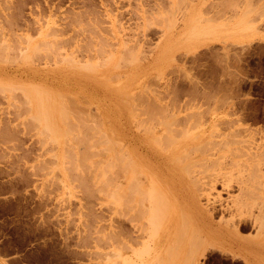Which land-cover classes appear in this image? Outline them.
I'll use <instances>...</instances> for the list:
<instances>
[{
  "label": "rangeland",
  "instance_id": "374dc122",
  "mask_svg": "<svg viewBox=\"0 0 264 264\" xmlns=\"http://www.w3.org/2000/svg\"><path fill=\"white\" fill-rule=\"evenodd\" d=\"M262 147L264 0H0V264H264ZM129 148L162 200L127 188Z\"/></svg>",
  "mask_w": 264,
  "mask_h": 264
},
{
  "label": "bare ground",
  "instance_id": "6f19581e",
  "mask_svg": "<svg viewBox=\"0 0 264 264\" xmlns=\"http://www.w3.org/2000/svg\"><path fill=\"white\" fill-rule=\"evenodd\" d=\"M41 33H42V32H41ZM39 35H40V34H39ZM35 36H36V35H35ZM47 36H48V32H47ZM34 38H35V37H34ZM16 41H17V39H16ZM42 42H43V41H42ZM22 43H23V42H22ZM13 44H14V43H13ZM44 44H45V43H44ZM19 48H20V47H19ZM26 48H27V47H26ZM24 49H25V48H24ZM18 50H19V49H18ZM21 51H22V50H21ZM23 51H24V50H23ZM25 51H26V50H25ZM38 53L40 54V52H38ZM41 53H42V52H41ZM39 54H38V55H39ZM70 54H71V53H70ZM26 55H28V54H26ZM71 55H72V54H71ZM12 56H13V55H12ZM21 56H22V55H21ZM21 56H20V57H21ZM34 56H35V55H34ZM75 56H76V55H75ZM131 57H132V56H131ZM46 58H47V57H46ZM76 58H77V57H76ZM122 58H123V57H122ZM127 58H128V57H127ZM133 59H134V58H133ZM126 60H127V59H126ZM127 61H128V60H127ZM130 61H131V59H130ZM130 61H129V62H130ZM76 63H77V62H76ZM85 63H86V62H85ZM118 63H119V62H118ZM126 63H127V62H126ZM126 63H125V64H126ZM72 64H73V63H72ZM96 64H97V63H96ZM122 64H123V63H122ZM127 64H128V63H127ZM86 65H87V63H86ZM123 65H124V64H123ZM88 67H90V66L88 65ZM113 77H114V76H113ZM31 85H32V84H31ZM16 86H17V85H16ZM18 86H19V85H18ZM33 86H34V85H33ZM24 87H26V86H24ZM24 87H23V88H24ZM31 87H32V86H31ZM38 87H39V88H38ZM38 87H36V85H35V87H33V88H38L39 90L42 89L40 86H38ZM19 88H20V87H19ZM17 89H18V88H17ZM144 90H146V89H144ZM18 91H19V90H18ZM34 91H35V90H34ZM28 92H29V91H28ZM38 92H39V91H38ZM43 92H44V91H43ZM29 94H30V92H29ZM38 94H39V93H38ZM21 95H22V94H21ZM26 95H27V93H26ZM45 95H46V93H45ZM58 95H60V93H59ZM129 96H131V95H129ZM134 96H135V95H134ZM134 96H133V97H134ZM28 97H29V96H28ZM40 97H42V96H39V98H40ZM131 97H132V96H131ZM24 98H25V100H26V97H24ZM24 98H23V99H24ZM46 98H47V97H45V99H46ZM28 99H29V98H28ZM143 99H144V98H143ZM143 99H141V100H143ZM39 100H41V99H39ZM49 100H50V99H49ZM52 100H53V99H52ZM55 100H56V99H55ZM73 100H74V99H73ZM134 100H135V99H134ZM139 100H140V99H139ZM28 101H29V100H28ZM42 101H43V100H42ZM74 101H75V100H74ZM143 101H144V100H143ZM150 101H151V99H150ZM20 102H21V101H20ZM26 102H27V101H25V103H26ZM47 102H48V101H47ZM127 102H128V101H127ZM140 102H142V101H140ZM145 102H146V101H145ZM23 103H24V102H23ZM25 103H24V104H25ZM27 103H28V102H27ZM30 103H31V102H30ZM41 103H42V102H41ZM44 103H45V102H44ZM48 103H49V102H48ZM75 103H76V102H75ZM136 103H137V102H136ZM70 104H71V103H70ZM87 104H89V102H88ZM138 104H139V103H138ZM150 104H151V103H150ZM150 104H149V105H150ZM153 104H154V103H153ZM49 105H50V103H49ZM52 105H53V104H52ZM61 105H62V104H61ZM144 105H145V104H144ZM144 105H143V106H144ZM22 106H24V105L22 104ZM25 106H26V105H25ZM131 106H132V104H131ZM27 107H28V106H27ZM41 107H42V105H41ZM44 107H45V105H44ZM49 107H50V106H49ZM53 107H54V105H53ZM147 107H148V106H147ZM24 108H25V107H24ZM30 108H31V105H30ZM30 108H29V110H30ZM37 108H38V106H37ZM46 108H48V106L45 107V110H47ZM61 108H62V107H61ZM61 108H60V109H61ZM80 108H81V106H80ZM135 108H136V106H135ZM162 108H164V107H162ZM41 109H42V108H41ZM150 109H151V108H150ZM158 109H159V108H158ZM27 110H28V109H27ZM42 110H43V109H42ZM49 110H50V109H49ZM80 110H81V109H80ZM86 110H87V109H86ZM140 110H141V109H140ZM142 110H143V109H142ZM61 111H63V108H62ZM133 111H134V110H133ZM153 111H154V110H153ZM156 111H157V110H156ZM158 111H159V110H158ZM158 111H157V112H158ZM161 111H162V110H161ZM163 111L166 112L167 109H166V111H165V110H163ZM39 112H40V111L38 110V113H39ZM45 112H46V111H45ZM141 112H143V111H141ZM157 112H155V113H157ZM164 112H162V113H164ZM26 113H27V112H26ZM38 113H36V115H37ZM40 113H42V112H40ZM43 113H44V112H43ZM43 113H42V115H43ZM62 113H63V112H62ZM79 113H80V111H79ZM81 113H82V112H81ZM81 113H80V114H81ZM168 113H169V112H168ZM59 114L61 115V113H59ZM83 114H84V113H83ZM83 114H82V115H83ZM141 114H142V113H141ZM141 114H140V115H141ZM143 114H144V113H143ZM172 114H174V113H172ZM172 114H171V116H172ZM33 115H34V114H33ZM36 115H35V116H36ZM64 115H65V114H63L62 116H64ZM156 115H159V114H156ZM35 116H33V117H35ZM40 116H41V115H39V117L37 116V117H35V118H37V120L39 121L38 118H40ZM43 116H46V115H43ZM51 116H52V115H51ZM149 116H150V115H149ZM47 117H48V115H47ZM52 117H53V116H52ZM52 117H50V118L52 119ZM151 117H152V115H151ZM154 117H155V116H154ZM133 118H134V117H133ZM142 118H143V117H142ZM166 118H169V117H166ZM166 118H165V119H166ZM41 119H42V118H41ZM41 119H40V120H41ZM143 119H144V118H143ZM147 119L149 120L150 118H148V116H147ZM147 119H144L142 122H145ZM184 119H186V118H184ZM184 119H183V121H184ZM42 120H43V119H42ZM157 120H158V119H157ZM39 122H40V121H39ZM45 122H46V121H44V124H45V125H43V128L46 126V123H45ZM139 122H141V120H140ZM139 122H138V123H139ZM150 122H151V121H150ZM156 122H157V121H156ZM172 122H173V121L169 122L168 124L166 123V124H167V125H171ZM101 124H102V122H101ZM145 124H147V123L145 122ZM145 124H144V126H145ZM175 124H176V123H175ZM190 124H191V123H190ZM47 125H48V124H47ZM52 125H54V124H52ZM149 125H150V124H149ZM56 126H57V125H56ZM48 127H49V126H46V129H48ZM50 127H51V126H50ZM95 127H96V126H95ZM146 127H147V128H145V132H146L147 130H148V131L151 130V128H150V130H149V127H150V126L147 125ZM51 128H53V126H52ZM49 129H50V128H49ZM183 129H184V128H183ZM56 130H57V129H56ZM46 131H47V130H46ZM48 131H49V130H48ZM50 131H52L53 134H55L54 132H56V131L53 132V130H50ZM151 131H152V130H151ZM168 131H169V132H172V131H175V129H174V130L172 129V131H171V130H168ZM182 131H183V130H182ZM77 132H78V131H77ZM81 132H82V131H81ZM48 133H49V132H48ZM57 133H58V132H57ZM78 133H79V132H78ZM166 133H167V132H166ZM174 133H175V132H174ZM186 133H187V132H186ZM39 135H40V134H39ZM172 135H173V134H172ZM184 135H185L186 137L188 136V134H187V135L184 134ZM93 136H94V135H93ZM130 136H131V135H130ZM163 136H165V134H164ZM179 136H180V135H179ZM195 136H196V135H195ZM84 137H85V135H84ZM172 137H173V136H172ZM45 138H46V137H45ZM55 139H56V138H55ZM86 139H87V138H86ZM53 140H54V139H53ZM78 140H79V139H78ZM88 140H89V139H88ZM162 140H163V139H162ZM52 142H54V141H52ZM107 142H108V141H107ZM127 142H129V141H127ZM173 142H174V140H173ZM205 142H206V140H205ZM205 142H204L205 145H209L208 143L206 144ZM246 142H247V141H246ZM77 143H78V142H77ZM108 143H109V142H108ZM129 143H130V142H129ZM156 143H157V142H156ZM78 144H79V143H78ZM80 144H81V143H80ZM106 144H107V143H106ZM113 144H114V143H113ZM130 144H131V143H130ZM162 144H163V143H162ZM172 144H173V143H172ZM92 145H93V144H92ZM131 145H132V144H131ZM169 145H170V144H169ZM205 145H204V147H205ZM89 146H90V145H89ZM158 146H159V145H158ZM187 146H188V145H187ZM200 146H201V145H200ZM200 146L198 147V149L200 148ZM261 146H262V145H261ZM261 146H259V148H260ZM122 147H123V146H122ZM131 147H132V146H131ZM193 147H194V146H193ZM253 147H254V146H253ZM111 148H112V147H111ZM194 148H197V147H194ZM194 148H193V149H194ZM135 149H136V148H135ZM135 149H131V148H129V149L126 151V152H127V153H126L127 155L124 156V157H126V160H127V161L125 162V163H126L125 166L127 167V183H128V187H127V188H129L130 191H133V192H134V190H132V189H133V188H132V187H133V184L135 183L134 180H137V179H138V182H139V183H138V184H139L138 187H139V189H140V190H139V189H138V190L141 192L140 195H143L144 198H145L146 195L148 196V194H146L148 191L150 192L151 190H155V192H156V191H159V193H160V191H161V195H160V196H162V197H161V200H162V199L164 198V196L162 195L163 190L161 189V187L164 186V185L161 186V185L158 184L160 180H159L158 183H157V181H156V176L154 177V176L152 175L153 179H152V180H148V183H144L145 181H144L143 179L140 178L139 173H142V172H139V171H141V168H140V164H138V162H139L140 160H142V159H140L139 161H137V158H139L140 153H139V151H137V150H135ZM198 149H195V150L198 151ZM200 149H201V148H200ZM202 149H203V148H202ZM239 149L241 150V148H239ZM250 149H252V147H251ZM262 149H264V147H262ZM140 151H141V150H140ZM242 151H245V150L243 149V150H241L240 152H242ZM190 152H191V150H190ZM258 152H259V151H258ZM258 152H257V153H258ZM261 152H262V150L260 151V153H261ZM142 153H143V152H142ZM186 153H188V152H186ZM186 153H185V154H186ZM243 153H244V155H245V154H246V155H249L247 152H246V153L243 152ZM243 153H242V156H243ZM251 153L255 154L253 151L250 152V154H251ZM115 155H116V154H115ZM121 155H122V154H121ZM188 155H189V153H188ZM246 155H245V158H246V160H247L248 157H246ZM258 155H259V154H258ZM261 155H262V154H261ZM72 156H73V155H72ZM75 156H76V155H75ZM83 156H84V155H83ZM140 156H141V155H140ZM143 156H144V155H143ZM185 156H187V155H185ZM255 156H256V154H255ZM255 156H254V157H255ZM259 156H260V155H259ZM263 156H264V155H263ZM79 157H80V156H79ZM79 157H78V158H79ZM85 157H86V156H85ZM115 157H116V156H115ZM117 157H118V160H119L118 162H120L121 158L119 159V156H117ZM120 157L123 158V155L120 156ZM178 157H179V156H178ZM180 157H181V156H180ZM180 157H179V158H180ZM250 157H251V159L253 158L252 155H249V160H250ZM257 157H258V156H257ZM260 157L262 158V156H260ZM260 157H258L257 159L261 160ZM73 158H74V157H73ZM87 158H88V157H87ZM141 158H142V157H141ZM144 158H145V157H144ZM144 158H143V159H144ZM179 158H178V159H179ZM75 159H76V158H75ZM83 159H84V158H83ZM178 159L176 158V161H177ZM181 159H182V157H181ZM185 159H186V157H185ZM257 159H256V160H257ZM72 160H73V159H72ZM116 160H117V158H116ZM202 160H203V158H202ZM252 160H255V158H253ZM67 161H68V160H67ZM122 161H124V159H122ZM144 161H145V160H144ZM144 161H143V162H144ZM179 161H180V160H178V162H179ZM140 162H141V161H140ZM143 162H142V163H143ZM181 162H182V161H181ZM197 162L200 163V161H197ZM250 162H251V161H250ZM254 162H255V163H258V162H256V161H254ZM259 162L261 163V161H259ZM80 163H81V162H80ZM112 163H113V162H112ZM114 163H115V162H114ZM145 163H146V162H144L143 164H145ZM194 163H195V162H193L192 165H193ZM252 163H253V162H251V164H252ZM255 163H253V164L255 165ZM73 164H74V163H73ZM116 164H117V163H115V165H116ZM120 164L122 165V163H120ZM241 164H242V163H241ZM249 164H250V163H249ZM251 164H250V165H251ZM263 164H264V163H263ZM263 164H261V166H262ZM76 165H77V164H76ZM76 165H75V166H76ZM86 165H87V164H86ZM121 165H117V166H115L114 168L120 166V169H123L125 166H124L123 168H121ZM145 165H146V164H145ZM188 165H190V163H189ZM244 165H245V166H243V167H246L247 164H244ZM257 165H258V164H256L255 166L251 165V166H253L254 168H253V167H250L252 170H255V173H252L253 171L251 170V173L254 174V177L257 176V177H256L257 179H256V178L254 179V182H255V183H258L259 181L262 180V179H261V180H258V179H259L258 177H260V176L262 177V175H261L262 173H259V174L257 175L256 172H259V171H260V169H257V171H256V168H257L256 166H257ZM68 166H69V165H68ZM94 166H95V165H94ZM184 166H185V165H184ZM186 166H187V165H186ZM194 166H195V165H194ZM65 167H66V166H65ZM80 167H81V166H80ZM126 167H125V168H126ZM147 167H148V166H147ZM187 167H188V166H187ZM187 167H186V168H187ZM243 167H242V168H243ZM72 168H73V167H72ZM78 168H79V167H78ZM83 168H84V166H83ZM112 168H113V165H112ZM125 168H124V169H125ZM182 168H183V167H182ZM186 168H184V169H186ZM188 168H189V167H188ZM191 168H192V167H191V165H190V169H191ZM242 168H241V169H242ZM247 168H248V167H247ZM258 168H259V167H258ZM70 169H71V165H70ZM116 169H117V168H116ZM118 169H119V168H118ZM124 169H123V170H124ZM135 169H137V171H138L139 173L136 172ZM190 169H189V170H190ZM241 169H240V170H241ZM242 170H243V169H242ZM258 170H259V171H258ZM73 171H74V170H73ZM262 171H263V170H262ZM262 171H261V172H262ZM83 172H84V171H83ZM85 173H86V172H85ZM134 173H138V174H135V175H137V176L139 175V178H140V179H139L137 176H135V177H137V178L135 179V178H134ZM189 173H190V172H189ZM251 173L248 174V175H246V176H250V175H252ZM263 173H264V172H263ZM70 174H71V173H70ZM77 174H78V173H77ZM77 174H76V175H77ZM80 174H81V172H80ZM80 174H79V175H80ZM211 174H212V173H211ZM255 174H256V175H255ZM71 175H72V174H71ZM141 175H145V174L142 173ZM242 175H243V174H242ZM84 176H85V174H84ZM244 176H245V175H244ZM75 177H76V176H75ZM77 177L80 178V176H77ZM112 177H113V176H112ZM143 177H144V176H143ZM145 177H146V176H145ZM149 177H150V176H149ZM149 177H148V178H149ZM261 177H260V178H261ZM263 177H264V176H263ZM107 178H108V177H107ZM150 178H151V177H150ZM242 178H243V176H242ZM242 178H241V179H242ZM82 179H83V177H82ZM85 179H86V178H85ZM145 179H146V178H145ZM157 179H158V178H157ZM160 179H161V178H160ZM73 180H75V179H73ZM96 180H97V179H96ZM198 180H199V179H198ZM242 180H244V179H242ZM245 180H246V179H245ZM251 180H253V179H251ZM255 180H256V181H255ZM257 180H258V182H257ZM196 181H197V180H196ZM246 181H247V180H246ZM246 181H245V184H246ZM249 181H250V179H248L247 182H249ZM87 182H89V181H87ZM133 182H134V183H133ZM199 182H200V181H199ZM243 182H244V181H243ZM78 183H79V182H78ZM81 183H82V182H81ZM193 183H194V182H193ZM196 183H197V182H196ZM196 183H195V184H196ZM250 183H251V182H250ZM252 183H253V181H252ZM252 183H251V184H252ZM260 183H261L260 187H256V185L258 186V184H255V187H256V188L254 187V189H257V190L259 191V190H260L259 188H262V183H263V181L259 182V184H260ZM82 184H83V183H82ZM82 184H81V185H82ZM88 184H89V183H88ZM136 184H137V183H136ZM140 184H141V185H140ZM157 184H158L159 186H158ZM198 184H199V183H198ZM247 184H248V183H247ZM251 184H248V185H250V186L254 185V183H253L252 185H251ZM83 185H84V184H83ZM83 185H82L81 188H83ZM107 185H108V184H107ZM107 185H106V186H107ZM120 185H121V184H120ZM134 185H135V184H134ZM192 185H193V184H192ZM192 185H191V186H192ZM210 185H211V184H210ZM84 186H85V185H84ZM160 186H161V187H160ZM194 186H198V185L196 184V185H194ZM115 187H116V186H115ZM134 187H135V186H134ZM244 187H245V186H243V187L240 186V188H242V189H241L242 191L244 190ZM86 188H87V187H86ZM86 188H85L84 191H86ZM90 188H91V187H90ZM198 188H199V187H198ZM88 189H89V186H88V188H87V191H88ZM167 189H168V188H167ZM167 189H166V190H167ZM193 189H194V188H193ZM204 189H205V188H204ZM206 189H208V188H206ZM111 190H112V189H111ZM198 190H199V189H198ZM246 190H247V192H242V193H243L242 196L244 195V193H245V195L248 194L249 189H248L247 186H246ZM262 190H264V187H263ZM87 191H86V192H87ZM89 191H90V190H89ZM130 191H128V193H129ZM254 191H255V190H254ZM258 191H257V192L255 191V192H254V193H255L254 195H253V192H252V191H249V193H250V192H252V193L248 194V197H249V195H250L251 199H252V197H253V199H255V195H256V193H257V195H258V197L256 196L257 198L262 197L263 195L261 196V195L258 193ZM86 192H85L84 194H86ZM109 192H110V191H109ZM114 192H115V191H114ZM133 192H132V193H133ZM185 192H186V190H185ZM194 192H195V191H194ZM130 193H131V192H130ZM130 193H129L128 195H126V198H125V199H127V197H129L128 200H127L128 203L133 201V195L135 194V193H134V194L132 195V193H131V194H130ZM157 193H158V192H157ZM159 193H158V195H155V193H154V191H153V194H154L155 196H157V197H155V200H154V199H153V200H152V199H151V200L148 199L146 202H144L143 205H141L143 202L140 201V200L143 199V196L141 197L140 200H138V201H140V202H138L139 205H140V207L143 206V207L146 209V213H148V212H149L150 214L158 213V211H159V209H158L159 207H158V206H159V205H158L157 199H158V197H159ZM170 193H171V192H170ZM177 193H178V192H177V190H176V191L173 192V194H172V193H171V194H172L173 196L176 197V195H178ZM208 193H209V192H208ZM138 194H139V193H138ZM144 194H145V195H144ZM171 194H170V195H171ZM251 194H252V195H251ZM112 195H113V194H112ZM123 195H124V194H123ZM140 195H139V197H140ZM172 195H171V196H172ZM199 195H201L200 190H199ZM115 196H116V195H115ZM120 196H121V195H120ZM182 196H183V195H182ZM242 196H240V197H242ZM246 196H247V195H246ZM166 197H167V196H166ZM187 197H188V196H187ZM192 197H193V196H192ZM243 197H244V196H243ZM250 197H249V198H250ZM131 198H132V199H131ZM177 198H179V197H177ZM246 198H247V197H246ZM257 198H256V199H257ZM263 198H264V197H263ZM138 199H139V198H138ZM189 199H190V197H189ZM192 199H193V198H192ZM237 199H238V198H237ZM256 199H255L254 201H257V202H258V200H256ZM131 200H132V201H131ZM158 200H160V198H159ZM177 200H179V199H177ZM180 200H181V199H180ZM186 200H187V199H186ZM198 200H199L198 198L194 197L192 203L190 204V208H191V209L184 211V219L182 218V220H181V221L184 220V222H182V224H180V225H183V227L180 226V227H182V229H183L184 227H186V226H184V225H188V226H187V230H186V228H184V229L186 230V232H187V231H190V232H191V233L189 232L190 234L193 233L192 231H193L194 228H195V231H197V232H199V233H200V232H203V229H204V228L201 227L202 224H200V222H199V220H198V219H199V218H198L199 216H198V215L196 216L195 214L192 213V210H193V209H195V208L198 209V206L200 207L199 209H201V207H202V206H200ZM239 200H241V198H240ZM247 200H249V199H247ZM260 200H261V198H260ZM260 200H259L258 203H260ZM143 201H145V199H144ZM243 201L245 202V199H243ZM243 201H241V205H242V202H243ZM123 202H124L125 204H128V203H126L125 201H123ZM213 202H214V201H213ZM244 202H243V205H244ZM257 202H253V204H254V203L258 204ZM124 203H123V204H124ZM134 203H135V202H134ZM140 203H141V204H140ZM247 203H248V202H247ZM261 203H263V204H261ZM261 203H260V204H261L262 207L260 206V204L258 205V207L263 208V206H264V202L261 201ZM249 204H250V203H249ZM256 204H255V205H256ZM128 206H129L128 209L130 210L131 208L133 209V207L135 206V204L133 205V207H132L131 204H130V205L128 204ZM130 206H131V207H130ZM237 206L239 207V204H238ZM126 207H127V206H126ZM231 207H232V206H231ZM239 208H240V207H239ZM128 209H127V211H129ZM227 209H228V208H227ZM233 209H234V206H233L232 210H233ZM258 209H259V208H258ZM229 210H230V209H229ZM259 210H260V211L257 212V213H259V214H258L259 216H257V218L261 217V216H260V212H261L262 209H259ZM240 211H241V210H240ZM130 212H131V211H130ZM241 212L243 213V211H241ZM251 212H252V211H251ZM128 213H129V212H128ZM128 213H127V214H128ZM238 213H239V212H238ZM252 213H253V212H252ZM129 214H130L129 216H131V217L134 216V215H132L133 213H132V214L129 213ZM200 214H201V213H200ZM262 215H263V217L260 218L261 221L258 220L259 223H260V224H258V225H264V213H262ZM202 217H203V216H202ZM236 217H237V216H236ZM133 218H135V217H133ZM133 218H132V219H133ZM185 218L187 219L188 222L186 221ZM196 218H197V219H196ZM237 218H238V217H237ZM248 218H249V216H248ZM129 219L131 220V218H129ZM244 219H245V218H243V220H244ZM127 220H128V219H127ZM177 220H178V219H177ZM238 220H239V219H238ZM255 220H257V219L255 218ZM132 221H133V220H132ZM138 221H139V220H138ZM243 222H246V221H243ZM255 222H256V221H255ZM143 223H144V222H143ZM174 223H175V222H174ZM184 223H187V224H184ZM194 223H195L196 225H195ZM134 224H135V223H134ZM190 224H193L195 227L193 228V225H191V227H192L193 229H189ZM217 225H218V224H217ZM139 226H140V225H139ZM139 226L137 227L138 229H139ZM198 226H199L200 228H199ZM131 227H132V226H131ZM222 227H223V226H222ZM133 228H134V226H133ZM133 228H131V229H133ZM143 228H144V227L141 228V231H142ZM174 228H175V227H174ZM182 229H181V230H182ZM188 229H189V230H188ZM201 229H202V231H201ZM178 230H180V229L178 228ZM185 230L182 231V235H183V233L185 232ZM221 230H222V229H221ZM263 230H264V229H263ZM134 231H135V230H134ZM222 231H223V230H222ZM224 231H225V230H224ZM226 231H227V230H226ZM239 231H240V230H239ZM127 232H128V231H127ZM132 232H133V230L131 231V237H130V239H128V241H129L128 243H130V242L135 243L134 240H133V234H132ZM215 232H216V231H215ZM171 233H172V232H171ZM180 233H181V232H180ZM205 233H206V232H205ZM185 234H186V233H185ZM203 234H204V233H203ZM203 234H202V235H203ZM178 235H179V234H178ZM193 235H194V234H193ZM213 235H215V234H213ZM260 235H261V234H260ZM138 236H139V235H138ZM176 236H177V235H176ZM194 236H195V235H194ZM198 236L201 237V238H204V237H206V238H211V236L208 235V234H207L206 236H204V237H203V236H200V234H199ZM258 236H259V235H258ZM261 236H262V235H261ZM263 236H264V235H263ZM136 237H137V236H136ZM206 238H204V240H205ZM258 238H259V237H258ZM263 238H264V237H263ZM145 240H146V239H145ZM204 240H203V241H204ZM209 240H211V239H209ZM212 240H214V239H212ZM214 241H215V240H214ZM216 241H217V240H216ZM142 242L144 243L145 241H142ZM213 243H215V242H213ZM213 243H212V244L209 243L210 245H209L208 243H207V244H208L209 246L212 247V246H213ZM207 244H206V245H207ZM129 245L131 246V244H129ZM129 245H128V246H129ZM143 245H145V244H143ZM128 246H127V247H128ZM140 246H141V245H140ZM131 247L133 248V246H131ZM131 247H130V248H131ZM130 248H129V249H130ZM169 248H170V247H169ZM173 248H174V247H173ZM207 249H208V248H207ZM179 250H180V249H179ZM133 252L136 253V255H137V254H140V248H139V245H138V247L133 248ZM138 252H139V253H138ZM177 252L179 253V251H178L177 249H176V250H175V249H173V250H171V249L168 250V249H164V248H162V247H160V248L157 247L156 249L148 250V254H150V255H152V256H155V257H158V258H164V259H166L167 257H172V256L174 257L175 255H177ZM185 253H186L187 255H191V253L188 254L189 252L187 253V251H186ZM197 253H198V252H197ZM179 254H180V253H179ZM179 254H178V255H179ZM186 254H185V255H186ZM192 254H193V256L195 255L193 252H192ZM199 255H200V254H199ZM193 256H192V257H193ZM194 257H195V256H194ZM201 257H202V256H201ZM175 258H176V256H175ZM193 264H194V263H193Z\"/></svg>",
  "mask_w": 264,
  "mask_h": 264
}]
</instances>
